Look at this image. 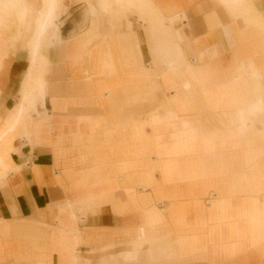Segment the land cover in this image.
I'll list each match as a JSON object with an SVG mask.
<instances>
[{"label":"crops","instance_id":"1","mask_svg":"<svg viewBox=\"0 0 264 264\" xmlns=\"http://www.w3.org/2000/svg\"><path fill=\"white\" fill-rule=\"evenodd\" d=\"M68 1L40 63L23 14L0 17V264H264L261 114L194 78L200 0L111 20Z\"/></svg>","mask_w":264,"mask_h":264},{"label":"bare ground","instance_id":"2","mask_svg":"<svg viewBox=\"0 0 264 264\" xmlns=\"http://www.w3.org/2000/svg\"><path fill=\"white\" fill-rule=\"evenodd\" d=\"M83 1L87 5L86 12L88 16H93L96 8L92 0ZM96 1L101 14L103 13L102 15L109 20L112 19L113 12H119L120 10H123L125 14L128 15L130 7L135 5L133 0ZM68 2V0H0L1 18L2 16H9L10 14L16 17L23 14L22 20L24 30L30 18L34 37L30 40L28 46L34 64L37 62L35 58L36 55H38V63L43 60L38 51L42 40L41 37L47 32L59 30L58 18L66 11ZM143 5L147 10L151 8L156 14H159L162 9V7L153 4L150 0H144ZM32 9L34 14L30 15ZM140 9L142 11L143 6H141ZM167 9L172 10L175 9V7L163 8L165 11H167ZM194 10L197 11L195 8ZM140 14L141 18H143V13L141 12ZM247 15H252L253 17L252 22L254 25L252 30H249L245 24V17ZM14 19L10 24L7 19V24L13 26L15 24ZM192 24L197 31L198 38L202 40V44L198 43V46H200V48L202 46L208 47L203 61L198 60V62L200 64L203 62H213V65H199L197 69L193 71L194 78H196L199 83L206 80L208 84H214L215 87H213V91L216 97L225 96V98L235 102L237 104L239 119H241L243 123L245 122V120L242 119L244 115L247 117L250 114H256L258 116L261 114L258 121L261 123L262 127H264V26H262V24H264V0H200L197 19H194ZM5 29H7V27H5ZM16 29H18V27H16ZM233 47V52L229 55H226L227 53L225 55L218 54ZM211 50H213V53ZM224 64L229 70L221 69ZM37 77H39L37 78V84L41 87L42 80L40 76ZM217 84L220 86H217ZM211 88L212 86L201 88L202 95H207V90ZM24 91L26 92V90H23V92ZM40 94L41 93L38 95ZM24 96L27 97L28 95L24 94ZM21 111L22 104L17 114L20 115ZM9 122L8 127L0 135V139H3L5 132L13 130L15 115H12ZM2 160L3 156L0 157V162ZM15 167L13 166L12 169H15ZM6 168L8 167L6 166Z\"/></svg>","mask_w":264,"mask_h":264},{"label":"rangeland","instance_id":"3","mask_svg":"<svg viewBox=\"0 0 264 264\" xmlns=\"http://www.w3.org/2000/svg\"><path fill=\"white\" fill-rule=\"evenodd\" d=\"M136 3H138V2H136ZM141 6H143L142 11L140 9ZM99 10H100V8H98L97 12H98V14H101V11H99ZM148 10H147V8H145V6L143 5V2L141 1V3L137 4L136 6L130 7L129 13L131 12V14H133V15L134 14L138 15L140 18H141V14H140L141 12L143 13V15H148V16H152V15L156 14L155 12H153V10L151 8L148 9ZM33 14H34V11L32 9L30 15H33ZM82 14H83V7H81V5H75V6H72L71 8H69L68 13H67L66 16H70L71 17V23H70L71 28L76 27V25L79 26L80 21L82 19ZM112 15L121 16V15H126V14H125V12L123 10H120L119 12L118 11L117 12H113ZM31 18H32V16H31ZM252 21H253L252 15H247L245 17V24H246V26H247V28L249 30L253 29L254 23ZM30 25H32V22L30 21V18H29L28 21H27L25 30H29ZM262 26H264V24H262ZM1 192H2V195H3V198L1 197V199L3 200L2 202H4V205L6 206V209H5V211H6L9 208L10 202H13L14 199L13 198L11 199L4 189L3 190L1 189ZM1 199H0V202H1ZM1 205H2V203H0V206ZM0 238H2V237L0 236Z\"/></svg>","mask_w":264,"mask_h":264}]
</instances>
